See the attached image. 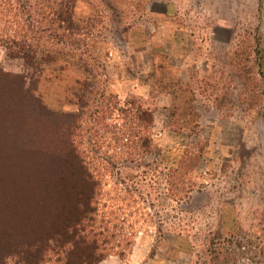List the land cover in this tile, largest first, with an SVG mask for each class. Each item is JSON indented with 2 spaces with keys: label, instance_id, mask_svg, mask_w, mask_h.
Instances as JSON below:
<instances>
[{
  "label": "rangeland",
  "instance_id": "obj_1",
  "mask_svg": "<svg viewBox=\"0 0 264 264\" xmlns=\"http://www.w3.org/2000/svg\"><path fill=\"white\" fill-rule=\"evenodd\" d=\"M5 1L0 0V260L18 264L6 249L45 237L50 222H59L60 209L51 210L50 203L62 190L54 187L61 154L69 148L60 127L71 122L68 115L80 114L78 103L103 87L118 107L132 102L152 112L157 148L133 163L117 154V131L131 123L130 116L115 112L105 122L112 134L103 152L92 154V105L82 110L76 144L86 162L129 166L122 175L117 169L102 173L103 193L111 201L101 206L99 218L115 225L113 217L123 209L132 229L119 231L118 225L112 242L131 245L121 259L107 254L100 264H194L198 248L192 246L217 230L227 239L251 238L256 258L241 263L264 264V0H77L76 22L93 18L75 36L83 45L57 42L50 53L37 40L27 49V61L2 32L13 15L33 22L16 0ZM63 53H85V60L78 56L70 61L77 68H70ZM83 63L93 65L94 77ZM33 96L45 114L29 111L25 98ZM135 134L142 137L139 127ZM186 157L188 168L181 170ZM180 174L193 184L184 202L174 196ZM35 191L41 197L36 204L30 201ZM56 259L46 264H58Z\"/></svg>",
  "mask_w": 264,
  "mask_h": 264
},
{
  "label": "trees",
  "instance_id": "obj_2",
  "mask_svg": "<svg viewBox=\"0 0 264 264\" xmlns=\"http://www.w3.org/2000/svg\"><path fill=\"white\" fill-rule=\"evenodd\" d=\"M76 2L77 0H16L18 8L26 13L27 21L30 19L33 23L31 25L29 21L28 23L24 22L25 25H23L24 23L19 22L16 19L17 16L14 17V15L10 17V20L7 18L6 23L8 25L5 26V30L2 32L4 40L6 43L11 44L13 46L12 50H16V53L26 61L30 58L27 49H32L34 41L37 40L41 46L47 47L48 51H51L50 53H53V46L57 42L63 44L69 42V45L73 46H77L78 42L82 44L75 36L83 30L81 24L90 26L93 18L76 22L74 19ZM3 4L10 5V1L6 0ZM12 26H15L14 30H12ZM32 28H36L37 31L29 33ZM34 34H38V37ZM6 47L11 49V47ZM85 53H88V51ZM84 54L71 53L69 55L63 53L62 60L70 68L71 66L77 68L75 61H70L77 59L79 56L78 60L83 62L85 59L81 56ZM70 56L71 58L67 59ZM87 57H91L90 53L87 54ZM89 67L91 69H88ZM82 68L89 77H94L93 65L83 63ZM77 83L82 86L79 80H77ZM88 94L92 95L91 92ZM95 94L94 98L90 97L85 103L83 101L78 103V113L80 114L77 116L68 115L67 117L71 119V122L69 120L68 124H63L60 127L59 134L63 133L66 137L69 148L66 154L65 152L61 154L62 169L59 171L58 184L54 187L62 190L56 192L50 203L51 210L56 209V206L60 209L59 222L55 224L50 222V229H53L51 232L48 231L45 237L32 241L25 240L16 245H10L6 249L5 254L14 257L18 264H46L51 261L54 255L57 256L56 262L58 264H100L107 254H115L121 259L125 250L131 245L125 240L118 243L112 242L117 236L112 231L117 229L118 225L121 226L119 231L124 230L125 226L127 227L126 230L132 229L131 225L126 224V215L123 209L118 210L122 214L121 217H113L115 218L113 219L115 225L106 218H99L100 215L104 214L101 206L102 209H106L111 201L105 195L107 198L103 204L101 203V200L105 197L103 186L106 185L102 184V173H109L113 169H117L119 175H122V169H128L129 166H125L123 161L118 164H111L108 161H105V163L98 162L92 166L89 162H86L87 157L76 144V140L79 138L77 134L79 130L78 121L82 120V110L92 105V109L89 111V118L92 123L88 127V134L91 141H94L95 147L90 152L100 154L105 148V143L109 140V134H112L110 132L111 126L105 123L109 116H112L115 112L126 117L130 116L129 122L131 125L124 128L123 132L121 130L117 131L121 137L117 139L115 136V141L121 142L116 153L124 156L128 155L131 158L129 162L133 163L136 157H139V160L145 159L156 151L157 147L152 142L151 133L153 114L142 106H135L132 102L126 103V109L118 107L115 104L116 96L108 93L103 87L99 88ZM114 101L115 103H113ZM25 102L29 105L25 104V106L31 107L29 111L35 110L40 114L46 113L44 112L46 108L38 98L34 96L25 98ZM25 110L27 112L26 107ZM137 127L140 129L142 137L135 134ZM60 139L63 140L62 137ZM102 141L105 142L102 143ZM123 141L127 144L122 143ZM105 153L108 154L109 151ZM188 160H190V157H186L184 162L183 160L180 161L179 168L181 170L182 167L188 168L186 164ZM137 165L142 166L143 164L138 162ZM156 166L159 168L158 165ZM173 171L177 172L178 168ZM154 173H159V171ZM184 175L180 174L175 188L174 196L180 202L188 200L193 191V184ZM56 177L55 175L54 178ZM120 185L123 186L124 181H121ZM34 188L36 189V187ZM124 191L127 192V188ZM32 196L34 198L30 197V201L35 204L41 202V197L36 191ZM128 234L132 235L129 231ZM192 247L193 249L198 248L194 254L196 258L194 264H242L243 261L254 263L256 258L251 238L231 236L227 239L219 230L206 237L198 247ZM0 264H4V261L0 260Z\"/></svg>",
  "mask_w": 264,
  "mask_h": 264
}]
</instances>
